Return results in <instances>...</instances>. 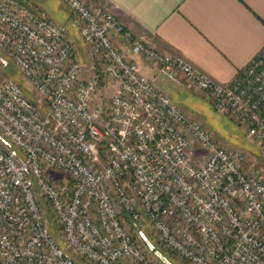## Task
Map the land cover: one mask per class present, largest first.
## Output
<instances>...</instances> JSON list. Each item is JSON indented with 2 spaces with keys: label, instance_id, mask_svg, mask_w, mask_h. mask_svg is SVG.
Listing matches in <instances>:
<instances>
[{
  "label": "built area",
  "instance_id": "2783aa9c",
  "mask_svg": "<svg viewBox=\"0 0 264 264\" xmlns=\"http://www.w3.org/2000/svg\"><path fill=\"white\" fill-rule=\"evenodd\" d=\"M60 1L72 12L87 63L67 25L24 0H0L1 57L39 100L0 75V264H163L139 231L187 264H264V172L218 146L113 35L158 76L202 91L260 141L262 157L264 47L220 82L134 37L113 5ZM107 86L108 104L93 106Z\"/></svg>",
  "mask_w": 264,
  "mask_h": 264
},
{
  "label": "crops",
  "instance_id": "0c3cea01",
  "mask_svg": "<svg viewBox=\"0 0 264 264\" xmlns=\"http://www.w3.org/2000/svg\"><path fill=\"white\" fill-rule=\"evenodd\" d=\"M86 1L97 6L113 5V13L134 37L143 39L161 53L182 55L220 82L230 80L264 47V0ZM25 3L48 19L67 25L77 48V57L88 62L87 48L66 4L60 0H42L40 3L25 0ZM113 42L179 107L195 101L196 95L181 81L158 76L155 68L143 56L134 53L120 34L113 35Z\"/></svg>",
  "mask_w": 264,
  "mask_h": 264
},
{
  "label": "rangeland",
  "instance_id": "374dc122",
  "mask_svg": "<svg viewBox=\"0 0 264 264\" xmlns=\"http://www.w3.org/2000/svg\"><path fill=\"white\" fill-rule=\"evenodd\" d=\"M32 1H36L40 3V1L42 0H32ZM91 6L99 7L101 5L99 6L91 5ZM31 8L34 9L33 7ZM36 12L48 18L45 14L39 11ZM76 55H77V48H76ZM0 56L2 55L0 54ZM12 70L13 68L10 62L6 63V61L4 62V59L3 60L0 59V75L8 76L5 74V72L7 73L8 71H10L11 73ZM11 77H13L16 81L21 82L22 86L24 87L23 89H25L24 90L25 94L30 99H32L33 101H39L36 97L35 91L29 84H27L24 81V78L22 77L20 72L17 71V74L12 75ZM189 92L196 95L197 98L195 99V101H189L188 103L186 102L185 105L183 104L184 106L180 107L185 112V114L190 118H193L198 122H201L203 126L212 133L218 146L226 147L233 152L238 151L242 153L245 156L244 166L246 168L254 167L264 172V157H262L261 155L260 141L255 138L248 137L246 134V128L243 125L234 121L232 118H229L225 114L218 111L214 107V104L212 103V101L208 96H206L205 94H203V96H200L199 95L200 93L196 94L198 90H189ZM112 93H113V89L111 87L107 86L105 88H102L100 92L96 94L93 102V106L99 104L107 105ZM192 153L194 154L193 157L194 160L196 161L195 158L196 156L200 155L201 151L197 148V146H195V148L192 150ZM49 174L52 177L58 179L59 181L62 180L68 182V175L62 171L50 170ZM145 234L157 246L156 236L149 231H145ZM142 243H144L143 240ZM158 248L174 264H187L186 262L182 261L180 258L176 257L172 252L164 250L160 247Z\"/></svg>",
  "mask_w": 264,
  "mask_h": 264
},
{
  "label": "water",
  "instance_id": "95a60500",
  "mask_svg": "<svg viewBox=\"0 0 264 264\" xmlns=\"http://www.w3.org/2000/svg\"><path fill=\"white\" fill-rule=\"evenodd\" d=\"M0 59L3 60V58L0 56ZM141 239L144 241V243L147 245L151 253L159 259V261L163 264H174L151 240L150 238L145 234L144 231H139Z\"/></svg>",
  "mask_w": 264,
  "mask_h": 264
},
{
  "label": "trees",
  "instance_id": "16d2710c",
  "mask_svg": "<svg viewBox=\"0 0 264 264\" xmlns=\"http://www.w3.org/2000/svg\"><path fill=\"white\" fill-rule=\"evenodd\" d=\"M10 64H12V62H10ZM12 68H13V70L11 71V73H10V71H8L7 73L5 72V74L6 75H8V76H12V75H16L17 74V71H18V69L12 64ZM19 72V71H18ZM12 74V75H11ZM19 82V81H18ZM19 84L22 86V84H21V82H19ZM23 87V86H22ZM24 88V87H23ZM25 90V89H24Z\"/></svg>",
  "mask_w": 264,
  "mask_h": 264
}]
</instances>
